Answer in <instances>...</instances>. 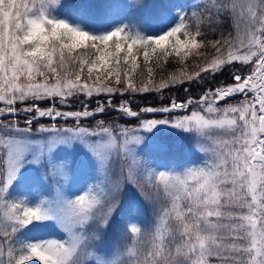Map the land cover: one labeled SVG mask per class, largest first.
I'll return each instance as SVG.
<instances>
[{"label": "snow or ice", "instance_id": "6c2138e0", "mask_svg": "<svg viewBox=\"0 0 264 264\" xmlns=\"http://www.w3.org/2000/svg\"><path fill=\"white\" fill-rule=\"evenodd\" d=\"M59 2L0 0V264H264V0H201L157 35L128 25L92 34L54 16ZM227 20L233 31L225 33ZM173 56L180 70L166 75L163 63ZM237 63H251L250 74L233 72ZM225 72L231 83L205 87ZM179 87L185 99L133 110L136 95ZM194 88L203 91L198 99ZM236 95L244 99L217 107ZM94 97L104 99L89 110ZM110 112L137 126L96 119ZM148 113L171 118H142ZM160 124L194 133L207 157L202 165L158 170L138 155L133 145ZM74 141L99 161L98 180L73 196L57 187L54 199L36 204L9 198L26 163L41 164ZM51 174L62 185L67 162L52 164ZM126 184L160 206L148 231L131 210L120 229L130 244L110 259L97 242ZM52 219L65 238H19L21 229Z\"/></svg>", "mask_w": 264, "mask_h": 264}, {"label": "rangeland", "instance_id": "374dc122", "mask_svg": "<svg viewBox=\"0 0 264 264\" xmlns=\"http://www.w3.org/2000/svg\"><path fill=\"white\" fill-rule=\"evenodd\" d=\"M58 3L51 11L54 16L60 19H64L67 22L71 21V18H79V20H73L74 26H79V22H86V25H83L82 30L84 31H92L91 33L94 34L93 26H91V17L85 16L84 11L76 10L71 11V16L65 14L66 12L63 10V3ZM125 6L123 11L115 17L112 26H107L105 29L102 30L103 32L111 31L114 27L124 25L128 20H136L138 22L141 31L144 33L146 30H150L153 27V21L156 20L159 23H163L165 20L162 13L167 12L166 18L168 19L169 16L174 17L172 22H170L166 27L160 28L156 33L150 34L145 33L146 35H157L164 31H167L170 27H172L178 20L179 14L181 12H189L193 10L194 6L200 3V0H192L188 2V4L180 5L176 3L173 5L175 11L170 8L169 9L163 7V5L159 2L151 3L153 8L150 9L148 5H150L147 0H143L142 6L137 7L135 6L134 0H124ZM147 2V5H146ZM150 13H152L153 18H151ZM68 19L70 21H68ZM249 69H251V63L248 64ZM250 74V70L248 71ZM107 83L111 84L112 81H108ZM81 98H84L81 96ZM100 99L96 97L94 99V103L91 105L89 110L95 107V100ZM104 99V97H101ZM244 97L241 95L233 96L230 99H227L223 104L217 105V107L223 108L225 104H238ZM30 103V101H29ZM43 103V102H42ZM41 103V104H42ZM42 106V105H41ZM47 106V105H46ZM146 106V105H144ZM152 106V105H151ZM161 106H153V107H162ZM23 107V105H20ZM44 107V106H42ZM80 107V104L76 106V108ZM72 110V109H66ZM175 114H171V116H178L187 114L185 112H174ZM104 117L97 116L96 119H103ZM142 118H171L168 114L159 115L155 113H148L145 114ZM105 120V119H104ZM94 124V121H86L85 126L88 124ZM108 122V121H106ZM41 123L47 124V120H42ZM131 127H135V123L131 124ZM182 135V143L181 149L185 155L184 158L190 160L188 156H192L198 161L202 163L207 159V157L199 151L196 147L197 138L194 133L186 132L179 128H174L167 124H160L154 127L150 131H145L143 133L144 139L141 143L133 145L135 151L138 155V149L140 146H151V147H158V148H165L169 142L172 144H179V139H177L178 134ZM175 139V140H174ZM203 147L207 148L209 145L207 143L202 145ZM35 152V149H33ZM141 156V155H140ZM183 155L172 156V157H182ZM142 157V156H141ZM171 157V158H172ZM143 158V157H142ZM61 161L67 162L68 164V179L62 185H58L56 179L59 177H54L51 174V165L59 163ZM151 167L156 168L158 170H175V171H183V169L192 166L193 161L190 160L189 163H181L174 161V159L168 160L166 162H155L153 164L148 163ZM201 164V163H199ZM195 165V164H194ZM201 166V165H198ZM99 161L96 159L95 156L85 147L83 143L80 141H74L71 146L67 145H59L55 148L50 154H48L41 164H32L26 163L21 169L17 177L14 179L12 185L9 188L8 196L9 198H16V197H26L27 202L29 204H36L42 198L54 199L55 192L57 187H61L62 191L69 196L78 195L85 191L89 184L94 183L96 180L100 178L99 174ZM130 184H126L124 187L129 186ZM49 224L50 228H54V232L52 233H44V226ZM27 231L21 237L22 240H43L48 238H56V239H63L65 238V232L61 229L59 224L56 220H46L42 222H34L33 225L27 226ZM46 234V235H43ZM42 235V236H41ZM100 255H105L104 253ZM108 258L114 259L115 254H111ZM35 262L39 263V261L33 260L30 262L31 264H35Z\"/></svg>", "mask_w": 264, "mask_h": 264}, {"label": "trees", "instance_id": "16d2710c", "mask_svg": "<svg viewBox=\"0 0 264 264\" xmlns=\"http://www.w3.org/2000/svg\"><path fill=\"white\" fill-rule=\"evenodd\" d=\"M150 2L148 5L150 9L153 8L151 3L159 2L163 5V7L169 9L172 8L175 11V8L173 7L174 4L179 3L181 6L184 4H188V2L192 0H147ZM197 1V0H196ZM63 3V10L66 12L65 14L71 16V11L76 10H82L85 13V16L91 17V26H93L94 34H101L102 30L105 29L107 26H112V23L116 16H118L125 6L124 0H62ZM201 2V0H200ZM147 5V2H146ZM119 13V14H118ZM165 20H163V23H159L156 20L153 21V27L150 30L144 31V33H150L154 34L156 33L160 28L166 27L172 20L174 19L173 15L169 16L168 19L166 18L167 12L162 13ZM151 18H153L152 13H150ZM73 20H79V18H71V21L69 23L74 25ZM80 21V20H79ZM83 25H86V22H79V27L82 29ZM124 25H128L130 27H133L135 29H138L141 31L138 22L136 20H128L125 22ZM225 33L232 32L233 29L231 27V20H227L223 23V28L221 29ZM92 32V31H88ZM142 32V31H141ZM234 34V32H233ZM219 33H212L209 35V39H216L218 38ZM141 70H144L143 61L141 59ZM163 63V61L161 62ZM188 64H193L194 61L192 59H189L187 62ZM153 67L154 71L159 73V68L155 61L151 62L150 65ZM163 67L166 69V75L175 73L180 70V65L177 63V58L170 57L167 63H163ZM236 69H240L241 74L244 75L247 73L249 69V65H241L237 63L233 68L232 71L235 72ZM191 70V69H189ZM158 78V77H157ZM227 78V82H232L230 77H228V73L225 72L222 75L216 76L214 80H211L210 83H205V87H213V86H222L225 84ZM138 82V80H137ZM188 85L185 84L184 87H187ZM203 91L200 89H193L192 96L193 98L198 99L199 95H202ZM176 97L179 99H185L186 94L184 93L183 87L179 88H172L171 90H166L163 92V94H157L155 92L151 93H145L142 95H136L132 99V107L133 109H138L140 106L144 105H152V106H161V105H167L168 104V97ZM93 98L92 104L94 103ZM101 99V97H98ZM127 99V97H124ZM116 99H120V97H117ZM85 98L80 97V102H83ZM80 102H77L75 104V107L80 104ZM225 102V101H224ZM224 102L220 103L223 104ZM91 104V105H92ZM218 104V105H220ZM42 106H46L47 103L43 102L41 104ZM175 114V113H172ZM101 117H104L105 121H113L115 123H127V126L131 127L132 123H135V120L131 118H125L124 120H119L117 118V114L115 112H110L108 115H102ZM91 123V122H90ZM179 139V144L177 145L172 144L169 142L165 148H158V147H151V146H140L138 149V153L143 157L145 161H147L150 164H153L155 162H166L168 160L174 159V161L181 162V163H189L190 160L193 161L192 166H198L202 165L201 161L196 160L192 156H188L190 160H187L184 158V153L180 151L181 149V143H182V135L181 133L177 136ZM175 140V139H174ZM183 155L182 157H172V156H178ZM172 157V158H171ZM201 163V164H199ZM195 164V165H194ZM120 200V203L117 207V209L113 212L112 217L109 221V224L107 227L103 229V238L101 241L97 242V251L102 254L104 253L108 257L113 253L116 254V251H123L125 247H127L130 244V240L123 236L120 233V229L125 226V222L130 217V212L132 209H136L139 211V215L133 217L135 219L133 222L137 223L142 230L148 231L151 230V228L154 225V221L156 218V208H158L160 205H156L155 207L151 204H148L146 201H144L143 197L140 195V193L136 190V188L133 185H129L124 187V190L121 192L120 196L118 197ZM161 203H164V201H161ZM27 227L24 229H21L19 233V238L24 235V233L27 231ZM54 232V228L47 224L44 226V233H52ZM18 247V246H17ZM89 251H95L94 249H90ZM31 264V263H30ZM35 264H39L35 262Z\"/></svg>", "mask_w": 264, "mask_h": 264}, {"label": "water", "instance_id": "95a60500", "mask_svg": "<svg viewBox=\"0 0 264 264\" xmlns=\"http://www.w3.org/2000/svg\"><path fill=\"white\" fill-rule=\"evenodd\" d=\"M146 106H150V107H153V106H151V105H146ZM146 106H141V107H146ZM141 107H140V108H141Z\"/></svg>", "mask_w": 264, "mask_h": 264}]
</instances>
